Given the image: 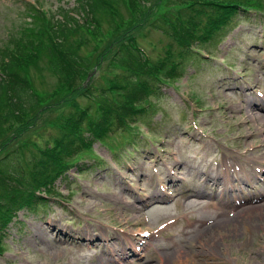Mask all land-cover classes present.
I'll list each match as a JSON object with an SVG mask.
<instances>
[{
	"label": "rangeland",
	"instance_id": "obj_1",
	"mask_svg": "<svg viewBox=\"0 0 264 264\" xmlns=\"http://www.w3.org/2000/svg\"><path fill=\"white\" fill-rule=\"evenodd\" d=\"M77 1L0 0V58L15 48L14 41L35 51L33 59L16 66L38 94L31 111L0 119V142H7L0 148V161L12 162L31 180L42 181V175L31 171L53 162L50 155L36 162L37 148L55 145L57 123L75 112L71 100L76 94L70 72L55 70L35 8L53 23L69 20ZM112 1L117 2L111 3L117 22L138 19L128 0ZM156 1L146 2L151 5L147 20L134 29L132 42L153 61L172 43L158 15L172 20L176 7L183 14L197 11L201 25L206 18L201 5L209 8L201 0ZM249 7L197 59L182 60L181 73L157 84L162 96L151 94L143 103V115L129 128L134 144H123L128 150L123 148L121 158L111 149L122 140L120 134L104 143L94 141L74 158L81 169L72 167L68 178L57 180L47 205L18 212L2 234L0 264H95L102 251L117 246L122 249L118 255L129 254V241L139 254H129L123 264H264V0H252ZM84 17L83 12L75 14L82 24ZM99 17V29L80 27L69 44L80 63L89 61L84 85L90 88L125 82L121 77L128 71L117 65L123 61L119 43L97 59L106 40L115 37L109 11L103 8ZM120 92L111 97L119 98ZM75 99L82 106L90 102L81 94ZM90 112L87 119L99 118L96 106ZM5 181L19 187L17 180ZM246 182L256 185L249 199L244 198ZM152 195L162 199H150L145 208L139 204ZM52 221L61 232L73 234L93 225L95 232L117 237V244H84L78 238L58 242L64 236L55 228H48L45 243L37 235Z\"/></svg>",
	"mask_w": 264,
	"mask_h": 264
},
{
	"label": "trees",
	"instance_id": "obj_2",
	"mask_svg": "<svg viewBox=\"0 0 264 264\" xmlns=\"http://www.w3.org/2000/svg\"><path fill=\"white\" fill-rule=\"evenodd\" d=\"M147 1L128 0L132 10L139 12L138 19L131 24L116 21V10L113 6L115 1L112 0L77 1L69 20H58L53 23L48 18L46 19L41 10H35L43 17L41 19L40 15H36L39 18L38 21L41 20L40 25L44 27L49 46L52 47L55 70L61 74L64 70L70 72L69 79L74 83L76 90V94L71 100L75 112L67 116L63 122L57 123L60 126V134L54 140V146H51L50 143L43 149L37 148L39 158L35 157L36 162H41L43 155L46 157L48 155L54 156L51 164H43L34 168L35 170L33 169L30 173L31 175H42V181L41 179L31 180L23 170L12 162H5L1 165L0 161V179L4 180L0 182L2 192L0 195V243L2 234L19 210L43 207L47 204L44 195H54L56 180L59 177L65 179L67 177L65 172H68L72 167L81 169V164L74 161V158L91 148L94 141H106L117 133L120 134L122 140L127 137L131 138L132 134L129 128L136 119L143 115V103L147 97L151 94L157 97L162 96L157 84L164 82L167 80L166 78L176 75L178 72L181 73L180 63L182 60L186 58L197 59V55H201L200 50H204L210 44L213 45L230 26L232 19L239 15V11H247L250 9L249 3H252V0H201L210 8L201 5L200 11L206 17L201 25H199L200 17L197 18L196 15L198 14L197 11L183 14L182 8L176 7L175 17L172 20L168 19L165 14L158 15V18L161 17L160 22L162 21L165 25L166 32L171 36L172 43L168 44L164 54L158 57L157 61H153L149 57H145L146 54L142 49L132 44L135 40L134 29L142 26L147 20L148 8L151 6L146 5ZM194 1L199 2L200 0ZM152 2L157 3L156 0H152ZM191 3L188 6H191ZM198 5L194 4L193 7ZM193 7L190 9L194 10ZM251 7L255 8V6ZM103 8L109 11L114 21L112 32L115 37L113 41L111 39L106 40L104 49L97 59L104 58L114 42L119 43V47L123 50V61L117 65L125 67L128 71H126V76L121 77L125 79V82H115L116 85L110 84L104 77L107 85L90 88V85L87 87L84 85L87 75L86 68L90 65H88L89 61L80 63L77 57L72 56L74 50L69 44L71 37L79 31L80 27H85L88 31L93 27L96 28L94 30L101 27L102 18H97V16L103 11ZM81 12L85 16L83 18L84 24L75 18V14L79 15ZM125 41L128 43L127 45L122 43ZM12 43L15 48L6 51L3 59L0 58V119L2 121H7L8 117H12L14 113L18 116L24 113L23 110L29 109L31 111L29 105L38 97V94L31 89L30 83H27L28 80L19 74L20 69L16 66L17 62L25 63L33 59L36 52L25 50V45L19 47L15 41ZM37 45V51H39L42 42L39 41ZM99 46L100 44L96 43L95 49ZM76 78L77 84L75 83ZM130 84L132 85L128 89ZM118 90L121 91L119 98L111 97V94L117 93ZM80 94L87 97L90 102L82 106L75 99ZM106 99L109 102H106ZM91 105L96 106L99 110L98 119L92 120L90 117L87 119L89 113L91 114ZM71 127H74L75 131H72ZM6 143V141L0 142V148ZM45 167L46 171L44 172ZM10 170L14 173L9 172ZM5 178L17 180L19 187L9 185ZM5 187L11 189L5 190Z\"/></svg>",
	"mask_w": 264,
	"mask_h": 264
},
{
	"label": "bare ground",
	"instance_id": "obj_3",
	"mask_svg": "<svg viewBox=\"0 0 264 264\" xmlns=\"http://www.w3.org/2000/svg\"><path fill=\"white\" fill-rule=\"evenodd\" d=\"M223 174H225V173H223ZM225 175H229V174H225ZM208 178H209V176H208ZM216 178L218 180L217 176H216ZM213 184L218 186L217 183H215V182H213ZM157 199H162V198H157ZM142 200L144 202L139 203V204H141L144 208L151 201L149 198L147 200H144V199H142ZM136 207H137L138 210H140L138 206H136ZM129 208H131L133 211H135V208H133L131 205H129ZM124 218H126V216ZM47 225H48V227L46 228V231H45L44 228H42L40 234L37 235V237L40 240L43 241V239H44L45 243H47V240L45 241V239H46L45 235L48 232V228L49 229H51V228L58 229L57 225L55 223H53V221L52 222H47ZM58 231L61 234H63V236H64L63 240L58 238V240H57L58 242H61V241L67 242L68 240H74V239L78 238V239L83 240L84 244H88V243H91L93 241H98L100 243L107 244L106 242L109 241V240H113L114 242L109 241L108 243H113V244L116 243L117 244V237H115L113 235H111V236H103L99 232H95L94 231V226L93 225L86 227L85 229H83L80 232H75L74 234L71 231H66V233L61 232L59 229H58ZM66 237H68V238H66ZM128 245L132 246L131 242H129ZM120 250H122V249L117 246V248L115 250L102 251L101 255L98 256V258L96 259L95 264H123V262L128 259L129 254L131 256L137 255V252L135 250L131 249V248L129 249V254H127L125 252H122V253H120L118 255V252Z\"/></svg>",
	"mask_w": 264,
	"mask_h": 264
}]
</instances>
